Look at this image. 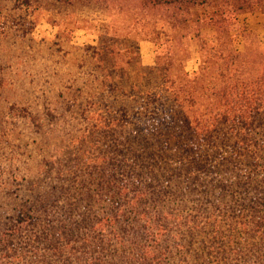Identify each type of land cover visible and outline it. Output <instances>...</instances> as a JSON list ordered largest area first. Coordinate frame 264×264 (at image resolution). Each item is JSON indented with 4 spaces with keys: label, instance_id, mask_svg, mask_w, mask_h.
<instances>
[{
    "label": "trees",
    "instance_id": "obj_1",
    "mask_svg": "<svg viewBox=\"0 0 264 264\" xmlns=\"http://www.w3.org/2000/svg\"><path fill=\"white\" fill-rule=\"evenodd\" d=\"M18 2L71 15L94 4L126 24L75 49L52 100L11 106L0 264H264V49L252 32L242 49L233 36L240 15H264V0L5 8ZM143 41L157 46L153 66ZM4 84L0 63V102Z\"/></svg>",
    "mask_w": 264,
    "mask_h": 264
},
{
    "label": "rangeland",
    "instance_id": "obj_2",
    "mask_svg": "<svg viewBox=\"0 0 264 264\" xmlns=\"http://www.w3.org/2000/svg\"><path fill=\"white\" fill-rule=\"evenodd\" d=\"M14 1L1 0L0 23L4 25L0 28V63L5 84L0 102V138L12 127L11 106L19 108L26 104L35 111L39 109L35 106L41 104L43 93L52 100L54 92L69 78L72 59L80 58L81 53L75 49L97 47V32L102 28L109 26L122 33L126 24L124 16L110 10L106 15L103 7L94 4H86L80 7L79 15H71L58 13V7L50 4L37 9L18 2L16 8H5L7 4L13 6ZM239 25L240 29L233 35L239 49L243 48V31L255 34L264 49L263 14H242ZM205 34L211 37L213 31L206 30ZM156 49V44L150 41L140 43L145 66L155 64ZM197 60V46L193 44L192 59L186 65L188 72L196 70ZM17 132L18 129L12 139L21 143Z\"/></svg>",
    "mask_w": 264,
    "mask_h": 264
}]
</instances>
